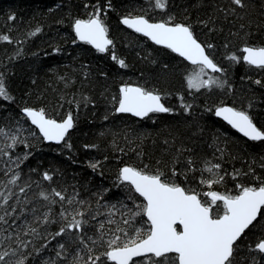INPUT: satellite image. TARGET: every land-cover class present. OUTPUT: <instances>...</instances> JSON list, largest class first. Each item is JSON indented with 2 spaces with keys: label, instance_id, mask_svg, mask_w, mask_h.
Masks as SVG:
<instances>
[{
  "label": "trees",
  "instance_id": "trees-1",
  "mask_svg": "<svg viewBox=\"0 0 264 264\" xmlns=\"http://www.w3.org/2000/svg\"><path fill=\"white\" fill-rule=\"evenodd\" d=\"M243 5L167 0L161 10L153 0H0V34L11 41L0 42V73L14 97L0 99V128L26 141L14 149L4 147L9 154L0 155V192L11 193L7 204L0 197V215L10 213L6 223L0 222V254L8 252L0 264H91L89 256L101 257L96 264H114L103 255L109 250L106 241L120 234L118 227L127 229L123 220L130 218L129 209L144 203L119 181L124 166L163 173V179L195 190L202 201L209 199V191L234 196L240 185L258 187L264 181V141L246 138L215 115L216 107L230 104L264 130V68L242 59L244 46L264 47V0H243ZM97 6L113 40L104 53L80 42L73 28L76 19H89ZM129 15L151 21L171 16L172 23L190 25L203 45L212 46L207 52L223 69L212 75L225 86L189 89L186 78L195 66L123 26L120 19ZM37 28L40 32L29 35ZM113 54L127 66L121 67ZM232 55L240 59H228ZM124 84L161 94L172 111L144 119L117 113L113 98L118 100ZM25 107L43 108L58 120L71 112L74 128L66 138L71 148L46 142L22 113ZM8 143L0 137V147ZM214 164L220 165L222 182L211 187L200 183L215 178L203 171ZM45 172L51 180L44 179ZM16 173V184H9ZM53 189L65 200L51 196ZM76 212L83 213L76 219L86 221L81 229L56 235ZM146 220L136 217L133 227L146 230ZM102 233L104 241L93 243ZM261 238L264 219L238 241L235 264H264V254L254 250Z\"/></svg>",
  "mask_w": 264,
  "mask_h": 264
},
{
  "label": "snow or ice",
  "instance_id": "snow-or-ice-1",
  "mask_svg": "<svg viewBox=\"0 0 264 264\" xmlns=\"http://www.w3.org/2000/svg\"><path fill=\"white\" fill-rule=\"evenodd\" d=\"M232 2L237 6H244L243 0H232ZM153 7L164 10L167 7V0H153ZM100 17L101 11L97 6L95 13L89 19H76L73 28L79 41L91 44L99 52L104 53L109 51V46L113 45V41L108 38V29ZM9 19H15V17L12 16ZM173 19L169 16L166 21L151 22L145 15H140L134 18L125 17L122 23L150 38L157 45H164L178 53L195 66L193 73L186 78L189 89L199 91L213 87L223 88L226 82L217 76L210 75V73L223 71L206 52V47L211 48L212 46L202 45L194 36L190 25L172 23ZM38 32H40L39 28L29 35L34 36ZM0 42H11L10 37L0 34ZM243 52L246 53L242 57L243 61L258 68H264V47H245ZM112 59L117 60L115 54L112 55ZM228 59L238 61L240 58L232 55ZM117 62L121 67L127 66L123 59ZM0 99L5 101L14 99L6 88L3 73H0ZM113 99L118 105L115 108L117 113H131L136 117H148L151 113L172 111L162 103L160 94L140 86L122 85L119 89L118 100L115 97ZM185 107L190 106L185 105ZM22 112L30 119L31 124L39 129L44 140L58 144L63 142L66 147L71 148V144L65 140L69 131L74 128V118L71 112L62 120L49 117L43 108L26 107ZM215 115L223 117L232 127L252 141H264V130L257 127L246 111L223 106L216 109ZM0 137L11 141L0 147V155L9 154L4 151V147L14 149L18 144L26 143L20 139L19 135L10 134L4 128H0ZM188 164L191 165L192 161L189 160ZM91 167L95 169L97 165L92 164ZM219 169V164L206 166L203 171L212 174L215 178L201 179L200 183L211 187L213 184L222 182L223 177L219 176ZM172 175H177L175 170L172 171ZM162 176L163 173L158 171L152 173L134 166H124L120 170L119 181L127 184L131 191L142 197L144 203L136 205L135 211L129 209L130 218L123 220L128 228L118 227L116 232L120 234L106 241L109 250L103 254L105 259L114 264H134L133 258L151 254L150 259L152 257L161 258L153 264H235L234 253L238 241L246 230L259 223V219H264V212H262L264 210V181L258 187L240 185L239 194L234 196L209 191L205 193L209 200L202 201L195 190L163 179ZM18 179L19 174L16 173L8 183L15 185ZM44 179L51 180L52 176L45 172ZM23 191L24 189L21 188V192ZM41 196L49 200L48 194L42 192ZM51 196L58 197L60 201L65 200L64 195L55 189ZM0 197H3L4 204H7L11 193L4 196L0 192ZM49 202L56 204L57 200L51 199ZM218 202L222 203V208L219 207ZM67 203L72 204L73 200L68 199ZM214 206L217 208L215 212ZM6 215L10 213L5 212L4 215H0V222H7ZM82 215V212H76L71 222L66 227H62L56 235H62L69 229H81L82 223L86 221L78 220L76 216ZM139 216H146L148 225L146 230L133 227L135 218ZM61 217L67 219L64 213H61ZM109 223L114 222L109 221ZM177 225L182 226V230H177ZM103 227L104 225L101 224L100 228L103 229ZM101 241H104L103 233L99 240L93 243ZM60 247L63 248L64 245ZM254 250L264 254V238L258 239ZM169 254H174V256L170 257ZM6 256L8 252L0 254V261H3ZM89 260L91 264H96L101 257L93 259L89 256ZM18 264H23V261H19Z\"/></svg>",
  "mask_w": 264,
  "mask_h": 264
},
{
  "label": "water",
  "instance_id": "water-1",
  "mask_svg": "<svg viewBox=\"0 0 264 264\" xmlns=\"http://www.w3.org/2000/svg\"><path fill=\"white\" fill-rule=\"evenodd\" d=\"M125 18V17H124ZM124 18H122V20L124 19ZM129 18H134V17H129ZM147 18V17H146ZM151 21V20H150ZM151 22H159V21H151ZM106 26V25H105ZM127 26V25H126ZM106 28H107V26H106ZM130 28V27H129ZM132 29V28H131ZM134 30V29H133ZM140 34H142V33H140ZM143 35V34H142ZM144 36V35H143ZM195 36V35H194ZM146 37V36H145ZM108 38L109 39H111L110 38V36H109V32H108ZM146 38H148V37H146ZM78 39V38H77ZM150 41H152L150 38H148ZM197 39V38H196ZM112 40V39H111ZM198 40V39H197ZM80 42H83V41H80ZM152 42H154V41H152ZM198 42H200L199 40H198ZM155 43V42H154ZM201 43V42H200ZM156 44V43H155ZM202 44V43H201ZM203 45V44H202ZM93 46V45H92ZM112 46V45H111ZM111 46H109V48L111 47ZM159 46H162V47H165L164 45H159ZM94 47V46H93ZM245 47H254V46H244L243 47V49L245 48ZM95 48V47H94ZM167 48V47H166ZM254 48H258V47H254ZM96 49V48H95ZM171 50V49H170ZM243 51V50H242ZM206 52H207V49H206ZM175 53V52H174ZM176 54H178V53H176ZM207 54H208V52H207ZM246 53H244L243 52V56L245 55ZM179 55V54H178ZM210 56V55H209ZM181 57V56H180ZM181 58H183V57H181ZM210 58H212L211 56H210ZM184 59V58H183ZM185 60V59H184ZM187 61V60H186ZM189 64H191L189 61H187ZM215 62V61H214ZM216 63V62H215ZM218 65V64H217ZM219 66V65H218ZM220 67V66H219ZM256 67V66H255ZM221 68V67H220ZM125 85V84H124ZM128 85H132V86H139V85H136V84H128ZM141 87V86H140ZM155 92V91H154ZM157 93V92H156ZM159 94V93H158ZM161 95V94H160ZM162 96V95H161ZM162 103H164V101H163V99H162ZM165 104V103H164ZM165 106H166V104H165ZM223 106H229V107H233V108H235L234 106H232V105H230V104H224V105H220V106H218V107H216V109L217 108H219V107H223ZM167 107V106H166ZM26 108V107H25ZM24 108H22V110H23ZM36 109V108H35ZM216 109H215V111H216ZM237 109V108H236ZM238 110V109H237ZM23 113V112H22ZM123 114H130V115H132V116H134L133 114H131V113H123ZM152 114V113H151ZM150 115V114H149ZM134 117H136V116H134ZM218 118H220L221 120H223L226 124H228L229 126H231L232 127V125H230L226 120H224L223 119V117H220V116H217ZM136 118H139V119H144V118H146V117H136ZM29 119V118H28ZM30 120V119H29ZM58 120V119H57ZM62 120V119H61ZM31 122V121H30ZM254 122V121H253ZM255 123V122H254ZM256 124V123H255ZM257 125V124H256ZM35 126V125H34ZM36 127V126H35ZM258 127V126H257ZM37 128V127H36ZM233 129H235L237 132H239L240 134H242L243 135V133H241L238 129H236V128H234V127H232ZM38 129V128H37ZM39 130V129H38ZM72 131V129L69 131V133ZM68 133V134H69ZM41 134V133H40ZM42 135V134H41ZM244 136V135H243ZM68 137V135L66 136V138ZM246 137V136H245ZM66 138H65V140H66ZM246 138H248V137H246ZM249 139V138H248ZM251 140V139H250ZM46 142H48V143H54V144H58V143H56V142H54V141H47V140H45ZM61 143H63V142H61ZM61 143H59V144H61ZM123 168V167H122ZM121 168V169H122ZM177 230H182V226H180V225H177ZM247 231V230H246ZM151 254H149V256H150ZM144 257H147V256H144ZM144 257H136V258H133V260H134V262L137 260V259H140V258H144ZM114 263V262H113Z\"/></svg>",
  "mask_w": 264,
  "mask_h": 264
},
{
  "label": "rangeland",
  "instance_id": "rangeland-1",
  "mask_svg": "<svg viewBox=\"0 0 264 264\" xmlns=\"http://www.w3.org/2000/svg\"><path fill=\"white\" fill-rule=\"evenodd\" d=\"M195 70V68L193 69V71ZM192 71V73H193ZM191 73V74H192ZM212 74H215V73H210V75ZM209 199H204V201H208ZM218 205L219 206H222V203L218 202ZM215 208V206H214ZM150 256H147V257H144V258H140L138 260H136L134 262V264H153L154 261H159L160 259L159 258H155V257H152L151 259L149 258Z\"/></svg>",
  "mask_w": 264,
  "mask_h": 264
},
{
  "label": "bare ground",
  "instance_id": "bare-ground-1",
  "mask_svg": "<svg viewBox=\"0 0 264 264\" xmlns=\"http://www.w3.org/2000/svg\"><path fill=\"white\" fill-rule=\"evenodd\" d=\"M136 16H140V15H129V16H124V17H136ZM124 17H122V18H124ZM122 18L120 19V22H121V24L123 25V26H125L126 28H129L128 26H126L125 24H123L122 23ZM129 29H131V28H129ZM131 30H133V29H131ZM134 32H135V30H133ZM137 33V32H136ZM140 34V33H139ZM142 35V34H141ZM110 36V35H109ZM111 38V37H110ZM112 39V38H111ZM113 41V40H112ZM97 50V49H96ZM54 144V143H53Z\"/></svg>",
  "mask_w": 264,
  "mask_h": 264
},
{
  "label": "flooded vegetation",
  "instance_id": "flooded-vegetation-1",
  "mask_svg": "<svg viewBox=\"0 0 264 264\" xmlns=\"http://www.w3.org/2000/svg\"><path fill=\"white\" fill-rule=\"evenodd\" d=\"M223 72V71H222ZM222 72H219V73H222ZM232 128V127H231ZM138 260V259H137ZM113 263V262H112Z\"/></svg>",
  "mask_w": 264,
  "mask_h": 264
}]
</instances>
